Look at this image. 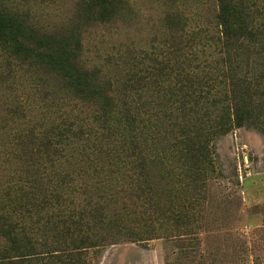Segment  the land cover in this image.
<instances>
[{
  "label": "rangeland",
  "instance_id": "rangeland-1",
  "mask_svg": "<svg viewBox=\"0 0 264 264\" xmlns=\"http://www.w3.org/2000/svg\"><path fill=\"white\" fill-rule=\"evenodd\" d=\"M220 1L0 0L96 88L0 41V264H264V0L234 52Z\"/></svg>",
  "mask_w": 264,
  "mask_h": 264
},
{
  "label": "trees",
  "instance_id": "trees-1",
  "mask_svg": "<svg viewBox=\"0 0 264 264\" xmlns=\"http://www.w3.org/2000/svg\"><path fill=\"white\" fill-rule=\"evenodd\" d=\"M98 1L100 0H91L89 6H91V8H94L96 5L99 4ZM220 4V12L218 13L217 17L223 28L222 46L226 51L234 52L241 49L242 44L239 42L254 35V27L252 26L253 22L250 19L251 14L250 11L247 10L245 7L243 9H240V4L236 2L222 0L220 1ZM2 10H0V41L2 43L6 44L16 54H21L24 57H27V59L31 60L36 59V62L40 65H48L50 66L48 68L52 70H54L53 68L55 67L56 71L62 74V79H65L67 81L65 88H67L76 95L78 94L85 96V93H87L89 88L92 87L93 89H96L92 84L86 82L85 75H83L79 71L77 72L72 70V65H70V52L68 46H58V44H54V42H45V44H43L42 46L34 44L33 47H25L23 49L20 48V44L17 39V35H19V32L23 34V32H25L26 30L31 32L32 35H34L33 29L31 27H25L23 23L19 19H17L12 13ZM105 14L108 15V13L106 12ZM102 15L103 12H96V16L94 18H99L100 20H102ZM182 79L187 80V83H191V76H189L187 73L185 75H182ZM189 88L190 86H187L185 90V95L191 94ZM239 106L242 108L236 107L235 115L239 119H245L244 117L249 114V110L243 108L249 107L245 106L244 104H240ZM191 144L192 145L190 146L189 151H191L194 155L199 154V156H203V147L198 145V143L196 142H191ZM55 196L60 197L59 194H55ZM57 219L58 222L62 223L66 229L70 227V229L78 231L81 230L80 223L73 221L71 217L65 219L61 214H58ZM66 222L69 224V226L65 225ZM70 242L73 245V249L78 248V250H80L88 247L83 246L84 244L88 243L87 236H73L71 237ZM11 250L16 252L14 248ZM72 254L68 258H66V256L64 255L56 257H58L57 260L59 261H70L68 262L69 264H83V256L81 251L77 252V256L75 257H73L74 255ZM45 258L46 257L40 258V260L42 261V259ZM33 259L38 260L39 258Z\"/></svg>",
  "mask_w": 264,
  "mask_h": 264
}]
</instances>
